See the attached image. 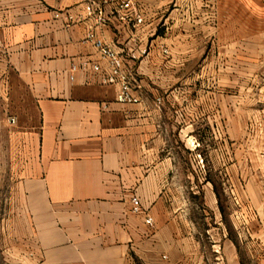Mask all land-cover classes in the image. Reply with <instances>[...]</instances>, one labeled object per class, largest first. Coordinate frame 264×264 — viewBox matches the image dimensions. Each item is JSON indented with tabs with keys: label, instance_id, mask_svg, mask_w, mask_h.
<instances>
[{
	"label": "crops",
	"instance_id": "crops-1",
	"mask_svg": "<svg viewBox=\"0 0 264 264\" xmlns=\"http://www.w3.org/2000/svg\"><path fill=\"white\" fill-rule=\"evenodd\" d=\"M89 1L0 0V111L11 128L0 144L26 160L21 170H0L6 257L14 264H244L224 228L200 234L183 214L181 191L198 185L199 123L213 120H200L192 99L183 102L177 80L197 55L198 33L213 39L241 30L232 18L247 1L139 0L145 23L135 30L104 6L106 21L95 32L133 71L137 103L118 101L119 85L102 82L105 70L71 69L83 59L105 65L86 40L95 23ZM60 11L78 21L56 17ZM240 38L217 44L238 46Z\"/></svg>",
	"mask_w": 264,
	"mask_h": 264
},
{
	"label": "rangeland",
	"instance_id": "rangeland-1",
	"mask_svg": "<svg viewBox=\"0 0 264 264\" xmlns=\"http://www.w3.org/2000/svg\"><path fill=\"white\" fill-rule=\"evenodd\" d=\"M246 1L245 12L232 18L242 29L216 32L213 39L199 32L197 55L177 80L183 102L192 99L200 120L206 114L213 120L208 127L199 123L198 185L179 197L200 234L221 226L244 264H264V0ZM236 35L241 45L218 46L217 40ZM1 111L0 137L7 138L11 128ZM25 161L11 144H0V170H21ZM3 230L0 221V264H14L5 255Z\"/></svg>",
	"mask_w": 264,
	"mask_h": 264
},
{
	"label": "built area",
	"instance_id": "built-area-1",
	"mask_svg": "<svg viewBox=\"0 0 264 264\" xmlns=\"http://www.w3.org/2000/svg\"><path fill=\"white\" fill-rule=\"evenodd\" d=\"M139 0H90L86 4V12L88 16L95 19L94 24L88 26L86 33V40L93 44L101 57L105 60V65L96 60L83 59L79 64L73 63L72 71L77 69L103 71L106 73L102 76V82L106 84H118L119 92L117 99L123 103H137L140 102V94L137 93L133 85V71L126 64L122 53L117 50L110 43L106 42L102 37H99L96 32V25L103 24L106 21L104 6H113L120 12V19L125 21L130 28L135 30L145 23V14L139 9ZM64 15V16H63ZM64 17L68 23L78 21L74 15L68 12H57L56 17ZM143 54H147V49H142ZM167 53V49H164ZM10 122L15 123L16 119L11 116ZM133 210L135 212L142 211V204L138 196L132 197ZM146 223L150 226L154 225V218L147 215Z\"/></svg>",
	"mask_w": 264,
	"mask_h": 264
}]
</instances>
